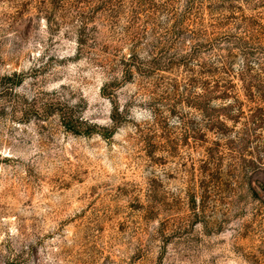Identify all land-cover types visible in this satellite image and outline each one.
I'll use <instances>...</instances> for the list:
<instances>
[{"label": "rangeland", "instance_id": "rangeland-1", "mask_svg": "<svg viewBox=\"0 0 264 264\" xmlns=\"http://www.w3.org/2000/svg\"><path fill=\"white\" fill-rule=\"evenodd\" d=\"M185 7L0 0V264H264V126L241 120L264 75L206 73L190 17L167 32ZM251 8L204 22L264 26Z\"/></svg>", "mask_w": 264, "mask_h": 264}, {"label": "trees", "instance_id": "trees-1", "mask_svg": "<svg viewBox=\"0 0 264 264\" xmlns=\"http://www.w3.org/2000/svg\"><path fill=\"white\" fill-rule=\"evenodd\" d=\"M101 2L109 0H100ZM252 10L264 7V0H186V7L183 15H175L171 13L169 15L168 22L171 23L170 29L167 31L169 35L175 33L178 34L180 31L179 27L182 25V20L186 17L188 27H191L190 31L192 36L196 38V44L201 48H205L208 52H217L212 58L214 62H211L206 73L208 74H222L228 77L231 74V68L233 62L237 59H241L243 63V68L240 71V76L244 79L250 78V72H253L251 67H256V71L260 75H264V63H261L259 57L264 58V26L259 22V20L246 17H227L220 19H213L211 17V22L206 25L204 22V12L209 11L212 16L215 12H241L246 10V6H251ZM245 7V8H243ZM250 9V10H251ZM83 12H79L78 16L82 17ZM219 20V23H217ZM224 20V21H222ZM83 24V23H82ZM231 31L225 35H215L214 30L221 29L222 27H229ZM232 27V28H231ZM232 30L235 33H232ZM211 31L210 33H208ZM167 34V35H168ZM195 40V39H193ZM198 40V41H197ZM225 46L226 48H223ZM132 55L128 57L127 62H132L135 58V50ZM161 59H153L154 63L152 70H157V64ZM127 68V73L131 75V69L136 68L135 64H129ZM129 69V70H128ZM223 93L217 99L222 101H227L223 104V110L236 112V114L241 113V108L244 106L242 103L238 102L237 99L229 97V89L224 88ZM105 89L102 88V95ZM232 100V101H231ZM249 100V101H248ZM247 102L252 103L254 106L248 108L249 114L247 116H242L243 128L245 136L247 137L249 133L254 132L255 129H261L264 126V95H253L248 98ZM238 118H241L239 116ZM76 119L72 115H67L65 113L60 114V122L65 131L77 135L79 134L74 123ZM79 120V119H78ZM77 120V121H78ZM253 127V129H251ZM89 134V133H88ZM250 136V135H249Z\"/></svg>", "mask_w": 264, "mask_h": 264}]
</instances>
